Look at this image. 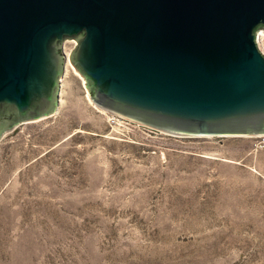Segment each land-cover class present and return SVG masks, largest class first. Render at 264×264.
<instances>
[{
  "label": "rangeland",
  "instance_id": "1",
  "mask_svg": "<svg viewBox=\"0 0 264 264\" xmlns=\"http://www.w3.org/2000/svg\"><path fill=\"white\" fill-rule=\"evenodd\" d=\"M0 264H264V136L128 121L65 61L55 112L0 138Z\"/></svg>",
  "mask_w": 264,
  "mask_h": 264
},
{
  "label": "water",
  "instance_id": "2",
  "mask_svg": "<svg viewBox=\"0 0 264 264\" xmlns=\"http://www.w3.org/2000/svg\"><path fill=\"white\" fill-rule=\"evenodd\" d=\"M264 0H0V138L48 118L68 63L91 101L179 137L264 136Z\"/></svg>",
  "mask_w": 264,
  "mask_h": 264
},
{
  "label": "flooded vegetation",
  "instance_id": "3",
  "mask_svg": "<svg viewBox=\"0 0 264 264\" xmlns=\"http://www.w3.org/2000/svg\"><path fill=\"white\" fill-rule=\"evenodd\" d=\"M68 42L72 43V48L69 50V53H70L73 49H75V48L77 47V45H78V43L75 42L74 40H65V41H64V44H63V47H62V49H61V52H62L63 55H65V53H64L65 44L68 43ZM65 56H66V55H65ZM65 61H68L67 58H65Z\"/></svg>",
  "mask_w": 264,
  "mask_h": 264
},
{
  "label": "bare ground",
  "instance_id": "4",
  "mask_svg": "<svg viewBox=\"0 0 264 264\" xmlns=\"http://www.w3.org/2000/svg\"><path fill=\"white\" fill-rule=\"evenodd\" d=\"M264 35L263 34H260L258 36V43L260 44L262 42V39H263ZM76 74V73H75Z\"/></svg>",
  "mask_w": 264,
  "mask_h": 264
},
{
  "label": "built area",
  "instance_id": "5",
  "mask_svg": "<svg viewBox=\"0 0 264 264\" xmlns=\"http://www.w3.org/2000/svg\"><path fill=\"white\" fill-rule=\"evenodd\" d=\"M64 53H65V51H64ZM68 54H69V52H68V53H65V55H66V58L68 57Z\"/></svg>",
  "mask_w": 264,
  "mask_h": 264
}]
</instances>
